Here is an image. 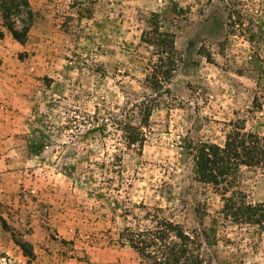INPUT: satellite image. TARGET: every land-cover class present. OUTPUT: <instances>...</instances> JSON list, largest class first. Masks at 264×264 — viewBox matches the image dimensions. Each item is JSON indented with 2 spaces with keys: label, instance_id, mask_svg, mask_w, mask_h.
Returning a JSON list of instances; mask_svg holds the SVG:
<instances>
[{
  "label": "rangeland",
  "instance_id": "1",
  "mask_svg": "<svg viewBox=\"0 0 264 264\" xmlns=\"http://www.w3.org/2000/svg\"><path fill=\"white\" fill-rule=\"evenodd\" d=\"M28 2L23 43L0 12V264H150L121 233L152 217L197 238L184 264H264V227L221 215L231 197L264 206V167L240 166L226 190L199 174L236 128L264 144V0ZM152 14L180 57L157 94L140 42ZM142 99L144 143L128 146Z\"/></svg>",
  "mask_w": 264,
  "mask_h": 264
},
{
  "label": "trees",
  "instance_id": "2",
  "mask_svg": "<svg viewBox=\"0 0 264 264\" xmlns=\"http://www.w3.org/2000/svg\"><path fill=\"white\" fill-rule=\"evenodd\" d=\"M177 11L181 12L174 6L169 10V16H174ZM0 12L11 37L23 43L35 19L28 0H0ZM161 19L159 14H152L148 29L140 37V42L151 49L152 56L145 67L144 85L154 94L171 82L180 61L174 48V36L162 30ZM153 106L144 99L131 104L130 114L123 126L126 145L142 146L144 135L141 129L147 126ZM136 120L137 123L134 122ZM260 141V137L241 133L238 128L232 130L226 135L222 148L213 146L206 148L210 153L202 151L199 162L201 179L217 186L219 179L221 188L226 190L236 182L235 179L228 181L226 177L233 172L238 173L240 166L264 167V144L261 145ZM221 215L232 224L264 227V206L247 203L243 196L223 199ZM151 221L152 226L148 229L126 227L121 233V238L150 264H184L192 251L200 247L196 237L194 239L186 234L173 222L154 217ZM210 233L213 235L212 231ZM23 253L29 256L24 249Z\"/></svg>",
  "mask_w": 264,
  "mask_h": 264
},
{
  "label": "crops",
  "instance_id": "3",
  "mask_svg": "<svg viewBox=\"0 0 264 264\" xmlns=\"http://www.w3.org/2000/svg\"><path fill=\"white\" fill-rule=\"evenodd\" d=\"M3 39H6V36L4 35ZM1 42H2V39H0V58L2 60H4L6 57H8L9 55V50L5 49L2 45H1ZM6 80L8 79L7 76L4 77ZM0 100H3L1 99V95H0ZM5 102V101H3ZM4 104V103H3Z\"/></svg>",
  "mask_w": 264,
  "mask_h": 264
}]
</instances>
